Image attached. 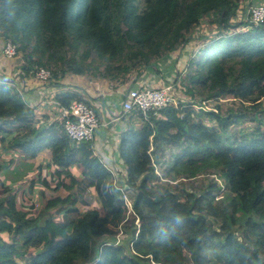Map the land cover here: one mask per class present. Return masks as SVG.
Instances as JSON below:
<instances>
[{
  "label": "trees",
  "instance_id": "obj_1",
  "mask_svg": "<svg viewBox=\"0 0 264 264\" xmlns=\"http://www.w3.org/2000/svg\"><path fill=\"white\" fill-rule=\"evenodd\" d=\"M246 1L247 7L253 4L0 0V39L11 41L15 56H21L22 79L0 78V143L13 157L34 159L44 141L51 151L47 171L53 169L48 176L39 173L41 180L46 183L50 177L53 190L68 192L37 211L31 179L24 211L0 200V264H21L26 256L24 264H264V132H229L240 120L263 124L264 119V23L247 20ZM190 43L197 47L188 53L185 93L207 100L232 95L240 98L244 112L224 116L220 110L201 111L215 127L195 121L184 102V107L140 116L141 126L131 124L119 140L123 187L112 183V173L95 155L93 142L70 147L57 118L45 113L41 120L36 117L38 110L46 109L39 101L46 89L42 96L21 93L24 79L39 69L49 71L50 81L59 88L66 75H85L100 64L106 77L116 79L136 67L139 74L151 69L158 84L164 73L156 64L185 62ZM52 99L58 110L75 102L88 104L69 90ZM6 126L13 129L5 133ZM173 147L180 150L170 153L168 167H175V177L220 174L223 194L211 190L213 186L183 189L177 195L150 185L159 181L153 154L159 152L155 156L160 157ZM0 188L4 193L9 188L1 178ZM129 190L131 222L121 228L128 213L122 196ZM93 192L102 213L90 209ZM51 210L57 217L44 216ZM117 233H126V238L117 240Z\"/></svg>",
  "mask_w": 264,
  "mask_h": 264
},
{
  "label": "rangeland",
  "instance_id": "obj_2",
  "mask_svg": "<svg viewBox=\"0 0 264 264\" xmlns=\"http://www.w3.org/2000/svg\"><path fill=\"white\" fill-rule=\"evenodd\" d=\"M246 3V2H245ZM252 3H255V0H252ZM248 3L244 5V7H247ZM3 44L4 40L0 39V78H8V79H18V81H22L20 79V61L19 58L21 57H13L11 59H6L3 57ZM196 45L194 43H190L189 48L185 51L186 52V60L184 62L181 61L177 66L174 64H166L167 60H162V63L166 65H162V63H157V66L162 67L163 73H164V79L161 77L160 84L161 87L170 86V89L173 92V95L175 97V101L177 99L184 102L188 108H186L185 112L193 113V118L195 121L202 122L210 127H215L214 122H210L208 118L202 114L201 111L207 112V111H216L220 110L223 112V115L226 116L228 114L234 113H242L244 112V109L242 108L241 102L239 101L240 98H235L232 95H226L224 98H216V99H210L207 100L205 98H200L199 96L191 97L190 94L185 93L186 91V85L188 83V80H186V74L189 71L187 67V59H189L188 53L192 50H196ZM184 54V53H183ZM171 61V57H170ZM142 68V65L139 64ZM100 68L93 69L89 72H87L85 75L76 76L68 74L65 76V79L67 82H72L73 78L80 79L83 82L84 90L87 92L95 91L98 92L99 86H103V82L113 81L120 82L123 78L119 76L116 78H110L106 77L104 75V64H100ZM134 72H137L138 69L132 70ZM131 71V72H132ZM140 71V70H139ZM130 72V73H131ZM35 75L28 77L27 79H24L25 82V88L26 91H29V88H39V87H51L55 82L52 80L49 82H39L35 80ZM264 83V82H263ZM262 83V84H263ZM107 85L110 84L109 82L106 83ZM115 84V85H116ZM71 85V84H70ZM97 85V87H96ZM38 86V87H37ZM78 87V86H76ZM90 89V90H89ZM102 89V88H101ZM101 89L99 91H101ZM104 90V89H102ZM243 95H248V90L246 88L243 89ZM40 103L44 104L46 106V95L42 96L40 98ZM252 101V100H250ZM260 101L264 104V97L260 99ZM45 113L47 115H50L51 117L55 118V116H52L54 112L46 110V109H40L36 113V117L41 120V115ZM36 119V118H35ZM34 119V120H35ZM249 118H246L245 120H240V122L234 126H231L229 129L230 136H233L235 134H241V135H252L256 132V130L259 128V131L264 132V119H261L263 124H261L258 120H254L252 122L248 121ZM32 120V122L34 121ZM52 120V119H51ZM58 120V117H57ZM36 121V120H35ZM136 124L135 126L139 128L141 126L140 119L136 117ZM9 126H6L3 131L5 133H8ZM13 129V128H10ZM173 133H175L173 131ZM41 147H43L42 152L39 153L34 159L28 158L25 155L23 156L18 154L15 157L8 152L9 149H4L5 145L2 146L0 143V168H3L4 170L0 171V178L6 181V184H9L8 192L4 193L3 189L0 188V200L4 201L6 206H17L18 209L24 211V207L28 205L27 198H29L28 193L26 190L28 189V186L30 185L29 181L33 179V189L31 190V198L32 202L34 203L35 210H40L41 207L45 206L47 201L51 198L55 197H61L64 198L67 196L68 192L64 191L63 189L60 190H53L54 189V181L51 180L50 177H48L47 182H42L40 174H43L45 171L47 172V164L48 159H46V151H44L45 143L43 142L39 143ZM7 150V151H6ZM180 150L173 147L171 151L165 150L162 152V155L160 157H156L155 155L160 153H154L153 154V165L155 167L156 175L159 178V181H154L150 185H159L161 188H170L174 193L179 195L181 191L184 189L185 191H193V188H208L209 186H213L211 190L215 191L216 189H220V192L218 195H220L223 192L224 189V182L221 178L220 174L212 173L211 171L200 173L195 179H189L186 177L185 179H179L175 177V167H168L170 163V153L176 154L179 153ZM156 157V158H155ZM48 169V170H52ZM57 169L60 170L59 167ZM112 171L111 180L112 183L116 186L123 187L125 184V169H116ZM169 169V171H167ZM50 173V172H47ZM7 191V190H6ZM223 194V193H222ZM93 197L91 198L92 205L90 206V209H97L100 213H102L100 202L97 199L96 193L93 192L91 194ZM128 197L133 196L132 191L127 192ZM80 206V209H82V205L80 203L78 204ZM49 215H52L53 217H57V212L54 210H51L49 212L44 213L45 217H48ZM131 216L132 213L125 216L122 224V226H128L131 222ZM113 228V227H112ZM118 228V227H117ZM237 231H240L238 229ZM116 239H125V234L117 233ZM122 237V238H121ZM115 237H113L114 239ZM112 239V240H113ZM32 251V250H29ZM29 256H26L24 260H19L21 264H24L28 262Z\"/></svg>",
  "mask_w": 264,
  "mask_h": 264
},
{
  "label": "crops",
  "instance_id": "obj_3",
  "mask_svg": "<svg viewBox=\"0 0 264 264\" xmlns=\"http://www.w3.org/2000/svg\"><path fill=\"white\" fill-rule=\"evenodd\" d=\"M246 3H248V1H246ZM257 3L264 4V0H255L254 4ZM156 80L157 78L154 71L151 69H145L141 74L132 71L120 82H117L118 84H116V82L106 80L103 82V86H99V90L101 88L104 90L101 89V91L98 90V92L91 91L94 89H89L90 92L84 90L83 82L80 79L73 78L72 82H67L64 78L59 82V88L52 85L51 87L46 86V88L41 86L39 88L35 87L34 89L32 87L29 88V91H26L24 83L21 93L28 94L29 96L41 94L42 96L44 95L43 90L46 89V110L54 112L52 116H55V118L59 116V110L55 109L56 106L54 105V101L52 99L55 93H58L61 90H69L85 98L88 104L95 110L99 119V125L94 132V153L99 158L101 163L107 166L110 171H114V168L117 170L124 168L118 155L119 140L122 132L131 127V124L135 126L139 123H136V117L134 114H127L122 111L121 105L123 98L130 88L142 85L159 87L161 84L159 82L156 84ZM107 82L110 84L107 85ZM127 115L130 116V118ZM52 118L53 117L50 116V119ZM44 143L45 142H43V144ZM42 149L43 147H41L39 153L42 152ZM44 151H46V159L49 160L51 158V151L47 148H44ZM77 169L78 172L81 171V168ZM49 171L50 170L47 172Z\"/></svg>",
  "mask_w": 264,
  "mask_h": 264
},
{
  "label": "built area",
  "instance_id": "obj_4",
  "mask_svg": "<svg viewBox=\"0 0 264 264\" xmlns=\"http://www.w3.org/2000/svg\"><path fill=\"white\" fill-rule=\"evenodd\" d=\"M246 18L254 25L264 23V4L248 6ZM14 56L15 46L11 41H4L3 57L11 59ZM35 78L40 82H48L51 79V74L45 69H39ZM172 106L179 108L185 105H182L179 99L175 101L170 86L153 88L142 85L130 88L126 92L121 108L124 113L134 114L138 118L139 116L145 117L149 112H158ZM58 121L63 128L69 146L93 141L94 132L99 125L95 110L84 102H75L68 107L60 108ZM122 200L128 209V215L132 200L127 196V193L122 196Z\"/></svg>",
  "mask_w": 264,
  "mask_h": 264
},
{
  "label": "clouds",
  "instance_id": "obj_5",
  "mask_svg": "<svg viewBox=\"0 0 264 264\" xmlns=\"http://www.w3.org/2000/svg\"><path fill=\"white\" fill-rule=\"evenodd\" d=\"M250 6V5H249ZM151 87V86H150ZM182 102V101H181ZM86 104V103H85ZM88 105V104H87ZM89 106H91V105H89ZM92 107V106H91ZM139 119H140V116L138 117ZM44 142V141H43ZM91 142H93V141H91ZM94 144V143H93ZM79 145V144H78ZM41 147V146H40ZM70 147H74V146H70ZM41 150V149H40ZM102 166H104L105 168H107V166H105L103 163H102ZM77 169V168H76ZM80 169V168H79ZM108 169V168H107ZM78 170V169H77ZM109 170V169H108ZM81 171H82V168H81ZM81 171H79V172H81ZM111 173H112V171H110ZM46 175L48 176V173L46 172Z\"/></svg>",
  "mask_w": 264,
  "mask_h": 264
}]
</instances>
